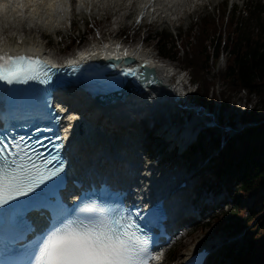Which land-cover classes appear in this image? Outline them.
I'll return each instance as SVG.
<instances>
[{
	"label": "trees",
	"instance_id": "obj_1",
	"mask_svg": "<svg viewBox=\"0 0 264 264\" xmlns=\"http://www.w3.org/2000/svg\"><path fill=\"white\" fill-rule=\"evenodd\" d=\"M88 35L93 29H86ZM80 37H71L66 48H71ZM156 51L189 74L194 84L191 93L198 104L208 106L218 101L225 106L233 93H245L257 97L264 105V0H241L227 9L222 2L214 13L199 14L185 31L172 34L162 29L151 36ZM222 53L225 62L212 69V63ZM216 79L221 89L215 93L210 79ZM209 76V77H208ZM254 110H248L242 120H251ZM256 130L247 129L234 139L226 140L219 150L216 164H212L215 180H221L227 172H236L230 195L232 206L227 211L216 213L211 222L199 226L201 231L209 228L214 233L223 232L230 237H241L240 244L222 247L223 261L226 264H264V122ZM254 134V135H253ZM254 136V139L245 140ZM255 135H259L256 137ZM209 145H219L213 135ZM237 144L247 146L256 152L244 155L235 163L225 164L229 152ZM195 146V145H194ZM202 150V149H200ZM259 155V156H257ZM236 160L238 155L234 157ZM224 166L219 169V167ZM178 248L172 246L166 252L167 261L172 263L178 257Z\"/></svg>",
	"mask_w": 264,
	"mask_h": 264
},
{
	"label": "snow or ice",
	"instance_id": "obj_2",
	"mask_svg": "<svg viewBox=\"0 0 264 264\" xmlns=\"http://www.w3.org/2000/svg\"><path fill=\"white\" fill-rule=\"evenodd\" d=\"M84 3L85 0H78L76 10L84 8ZM150 3L151 0H146L142 7L146 9ZM38 9L44 11L45 15L62 16L71 11V5L69 0H0V16L4 19H7V12L17 10L22 18H25L26 10L29 16L36 18L39 15ZM142 18L143 14L138 17L137 22ZM4 27L6 25L0 21V81L11 84L26 83L41 77L50 79L51 69L65 66L38 55L23 52L12 54L4 47ZM12 35L16 36V33ZM104 47L107 48V45ZM115 48L119 52L121 45L116 44ZM78 55L80 60L86 58L85 53ZM123 55L129 56L126 48ZM78 63L80 61L70 59L67 66L72 67ZM22 141L23 137L10 146L0 140V206H6L0 207V217H12L24 222V216L28 212L39 211V205H32L27 198L23 201L17 198L27 197L32 193L33 199H37L41 193L34 190L57 176L63 171V167L61 163L55 169L41 168L21 147ZM47 163L50 160H46L45 164ZM97 211L99 214L88 218L87 222L79 219L61 221L59 225L44 232L38 240L24 248L29 264H152L162 259V253L153 255L149 237L138 234L130 218L103 208Z\"/></svg>",
	"mask_w": 264,
	"mask_h": 264
},
{
	"label": "rangeland",
	"instance_id": "obj_3",
	"mask_svg": "<svg viewBox=\"0 0 264 264\" xmlns=\"http://www.w3.org/2000/svg\"><path fill=\"white\" fill-rule=\"evenodd\" d=\"M188 2V5L184 11V14H181L179 10L184 8L183 5H174L172 10H177V14L180 16L179 19H173L174 16L177 17L176 13L174 16H170L173 20L166 21L164 17L158 18H147L143 17L140 22H135L138 20L137 17V9L139 2L135 5L128 3V0H98L96 3L92 5H87L82 8L80 12H67L68 20H64L62 23H54V25L48 26V28H39L43 31L42 33H36V40L38 39L40 43L48 42L47 52L52 54H60L61 51L67 45L68 40L72 36L82 34V29H90L93 28V34L85 37V42H82L83 45H88L94 43L97 40H106L107 38L113 39L115 41H125L127 42V47H143L145 49L151 50L155 48L154 42L151 39V36L154 34V31H159L160 29L170 30L172 33L177 32L178 30L185 29L190 22H195L198 14L203 12H212L215 14V7L220 4L221 0H185ZM194 2V3H191ZM231 3H235L240 5V0H230ZM71 5V4H70ZM170 12V11H169ZM153 19V20H152ZM169 23V24H168ZM24 25V24H23ZM27 28V25L24 26ZM12 27H8L5 30V33L9 35ZM121 31H126V34L123 35ZM99 33V36H97ZM21 34V32H20ZM19 34V36H21ZM25 33H22V35ZM29 35V34H28ZM146 42V44H144ZM131 46H130V45ZM218 63L222 64L224 60L222 58L218 59ZM162 61L169 63L172 66H178V62L172 61L168 58H164ZM210 79H212V87L217 93L221 89V84L214 78H211V74L209 72ZM209 77V76H208ZM193 86H191L192 89ZM194 98V97H193ZM203 109H210L213 114H216L218 111L219 117L223 120L228 119L232 124L237 122V118L245 117V114L248 110H254V117L251 118L252 121L260 124V121H264V105L258 102L257 97L254 95H249L248 97L245 93H233L228 99V102L225 106L221 105L218 101H214V104L208 106L207 103L202 104ZM250 120V119H249ZM259 126H256V129ZM253 136V135H251ZM145 144L148 145L147 141L144 140ZM204 147H208L207 141L204 139L203 141ZM156 147L153 153L159 154V145L153 146ZM153 163L161 162L162 165H165L164 161H161V158H157V155L152 153H148ZM144 156L147 154L143 153ZM199 156V152L194 151L193 154L190 155V159H182V155L179 158L170 159L173 164H177L179 166V161L181 159V163L186 166L188 165V169H193L196 166L200 165L194 160H197ZM207 166V165H206ZM180 167V166H179ZM179 169V168H178ZM177 169V170H178ZM188 172V171H187ZM236 173H232L230 176H234ZM228 176V178L230 177ZM220 191H223V188L219 186ZM223 199L224 203L221 205L222 210L227 209V207L231 203V196L228 194ZM223 202V201H222ZM208 213L205 217H210L211 214H214L218 211V208L213 209L211 212L207 210ZM204 220V217H203ZM201 223V220L197 221L194 225H190L189 228L191 230L185 231V233L177 235L171 244L175 245L178 248L179 258H182L183 255L193 249L197 244H210L213 246V255L208 260V264H223L221 256L215 255V251L222 245L227 244L228 241H233L236 243L241 242L240 237H236L231 239H226L222 233L213 234L208 228L205 231L201 232L197 229V224Z\"/></svg>",
	"mask_w": 264,
	"mask_h": 264
},
{
	"label": "bare ground",
	"instance_id": "obj_4",
	"mask_svg": "<svg viewBox=\"0 0 264 264\" xmlns=\"http://www.w3.org/2000/svg\"><path fill=\"white\" fill-rule=\"evenodd\" d=\"M120 1V0H119ZM139 7H141V5H143L146 0H138ZM137 0H131L132 5H135L136 3H138ZM129 3V0H128ZM172 3H179L178 0H151V3L149 5L148 8L150 7H165L166 10H170L172 7ZM18 11V10H17ZM17 11H9L6 13L7 15V19H4L3 16H0V21H2L3 25H6V27L3 28L2 34L5 35L4 36V40L7 44L9 45H14L15 46H23L24 48L29 47L30 44L33 45H39L41 48H43L46 51V46H48V42L45 43H40V41L37 39L36 40V33L40 32L42 33L43 31L38 28V25H36V27H30V28H25L22 26V23H25L26 21L29 22H35L38 21L41 23L42 26L44 27H48L49 25H54V23L57 20V15L55 14H51V15H45L44 11L38 9V13L39 15L36 16V18H33L32 16H29L27 14V10L25 11V18H22L20 15L17 14ZM50 11V10H48ZM6 23V24H4ZM9 23V24H8ZM13 25V27L11 28V31L9 32V35L5 33V28H8L9 26ZM21 32L26 34L19 36ZM16 33V36H13L12 34ZM29 34V35H28ZM44 34V33H42ZM118 43H127L125 41H117ZM116 42V43H117ZM97 41H94L93 44H91V47L94 48V46L97 45ZM130 45V44H129ZM131 46V45H130ZM132 48V47H131ZM112 49L106 48V50L104 51V53L106 54H111ZM50 52H47V54H49ZM129 53L131 54L132 58L130 59L131 63L129 64L128 68L130 69H137L139 66L145 64V66H149L151 71L153 72V74L156 75V77L159 79V81L161 82V86H153V87H146L140 94L131 96V98L128 101H121L119 102V104H109L107 107H105L104 109L100 110V112H97V110H93V108H91L90 106H88L91 110H86L88 113H91L93 116L95 114H98L99 118H103V116L105 117V119H107L108 121L111 119H116V120H120V118L124 117V114L126 113H133V114H137V112L139 113H143L147 110H152V106L157 102L158 99L160 98H164L166 92L168 91H175V86L168 84V81L166 80V71L164 69V67H162L160 64H150L148 57H149V51L145 48H136L134 46V48H132L131 50H129ZM66 98L68 100V102L70 101L71 103V97H69L68 95H66ZM66 100V101H67ZM80 101H83L81 98L79 99ZM153 115V117L155 118H159V111L155 110L153 112H151ZM205 113V109L201 108L199 111V114H204ZM213 117L215 116L214 114L212 115ZM89 124H94L95 121L88 119ZM185 134H187V131H185ZM86 142L84 140H78L76 141V143H72V146L76 147V146H84ZM102 144H104L103 141H98L97 145L103 146ZM101 152V149L99 148L98 153ZM88 164H94V168H96L97 171L101 172L102 174H109L110 173V169H108L107 167H100L96 162H87ZM117 169V171L119 172V174L117 175L119 177V179L123 180L125 179L126 181H130L131 179L128 176H124V172L126 171L125 169H121V167H117V166H113ZM200 169V168H199ZM198 169V170H199ZM198 170L196 171V173L198 172ZM195 173V174H196ZM180 199L179 197H177V200ZM160 254V252H159Z\"/></svg>",
	"mask_w": 264,
	"mask_h": 264
},
{
	"label": "water",
	"instance_id": "obj_5",
	"mask_svg": "<svg viewBox=\"0 0 264 264\" xmlns=\"http://www.w3.org/2000/svg\"><path fill=\"white\" fill-rule=\"evenodd\" d=\"M129 61V59H124ZM133 77L136 80V84L133 87H130L135 90L136 93H141L146 87H153V85L161 86V82L156 77L155 74L151 71V69L145 65H141L137 70L132 72ZM121 97V94L116 98ZM114 97L108 95V97L98 98L100 102L108 103V101H112Z\"/></svg>",
	"mask_w": 264,
	"mask_h": 264
}]
</instances>
